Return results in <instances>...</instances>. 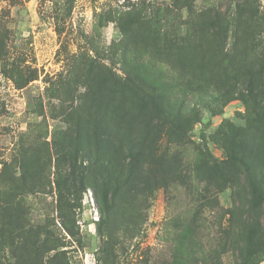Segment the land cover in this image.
Returning a JSON list of instances; mask_svg holds the SVG:
<instances>
[{
    "label": "rangeland",
    "instance_id": "rangeland-1",
    "mask_svg": "<svg viewBox=\"0 0 264 264\" xmlns=\"http://www.w3.org/2000/svg\"><path fill=\"white\" fill-rule=\"evenodd\" d=\"M0 264H264V0H0Z\"/></svg>",
    "mask_w": 264,
    "mask_h": 264
},
{
    "label": "trees",
    "instance_id": "trees-1",
    "mask_svg": "<svg viewBox=\"0 0 264 264\" xmlns=\"http://www.w3.org/2000/svg\"><path fill=\"white\" fill-rule=\"evenodd\" d=\"M211 161H212V165H213V167H218V164H219V162L215 159H211ZM253 189H254V197L256 198V201H257V203L258 204H260V203H262L263 201H262V198L260 197V190H259V188L256 186V185H254V187H253Z\"/></svg>",
    "mask_w": 264,
    "mask_h": 264
}]
</instances>
